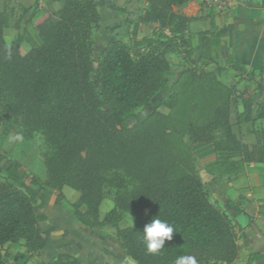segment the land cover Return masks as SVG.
Wrapping results in <instances>:
<instances>
[{
	"label": "trees",
	"instance_id": "16d2710c",
	"mask_svg": "<svg viewBox=\"0 0 264 264\" xmlns=\"http://www.w3.org/2000/svg\"><path fill=\"white\" fill-rule=\"evenodd\" d=\"M106 1L64 0L37 27L39 43L26 53L18 46L21 39L16 47L7 45L9 21L0 13V121L44 137L52 152L44 162L43 183H33L57 192L60 199L64 187L76 192L79 198L71 207L77 220L88 228H116L121 248L135 264H174L181 255L194 257L196 264H233L238 235L209 200L194 168L192 147L212 145L217 160L210 172L218 176L263 164L264 129L252 130L255 145L243 144L231 131L229 110L234 98L243 109L238 123L264 122V105L236 95L235 86L216 82L218 69L214 74L197 69L191 37L185 35L190 19L174 11L188 0H136L146 7L135 20L126 19L128 43H109L94 68L98 8L123 11L115 0ZM139 23L155 27L149 36L136 39ZM163 37L170 40L169 51ZM169 52L188 63L172 85ZM169 91L163 103L169 114L156 111L136 125H124L158 93ZM0 158L9 160L0 170V264H27L46 244L38 227L43 217L18 188L20 162L1 152ZM109 191L113 207L101 216ZM124 214L134 223L120 229ZM152 218L174 227L173 239L158 254L147 252L142 241L143 227ZM20 240L30 256L18 253L10 263L4 247ZM50 264L80 263L61 255Z\"/></svg>",
	"mask_w": 264,
	"mask_h": 264
},
{
	"label": "crops",
	"instance_id": "0c3cea01",
	"mask_svg": "<svg viewBox=\"0 0 264 264\" xmlns=\"http://www.w3.org/2000/svg\"><path fill=\"white\" fill-rule=\"evenodd\" d=\"M63 4L64 0H0V13H5L9 21L4 31L7 45L16 47V40L21 39L19 48L28 52L32 45L39 43L37 27L58 12ZM114 5L128 7L123 0H115ZM174 11L190 19L185 35L191 37L193 60L197 66L213 71L218 69L217 72L223 70L221 73L229 77L223 83L228 88L235 86L236 95L264 105V0H233L230 8L223 12L215 10L208 0H188ZM98 13L100 22L94 33L93 49L96 60L109 43L129 41L128 23L120 12L102 6ZM153 26L139 23L136 39L149 36ZM169 58L167 56L171 66L168 78L172 85L181 72ZM235 69L241 71L238 73ZM168 96V92H160L151 100L157 112L169 113L163 105ZM242 111L241 104L232 98L231 131L243 144L255 145L257 138L252 130H256L254 126L258 121L238 123L237 117ZM192 158L209 200L228 217L238 235L239 254L233 264H264V163L246 164L239 173L218 176L210 172V166L217 160L212 145H194ZM8 165L0 158V170ZM21 169L18 188L30 197L34 212L43 217L38 227L46 236V244L32 256L24 248L23 240L7 244L4 249L10 255V263L20 253L30 256L27 264H50L61 255L76 259L80 264H135L121 248L116 228H88L77 220L71 207L79 198L74 191L64 187L60 199L57 192L33 183L45 179L33 166L28 167L32 174L28 176L33 177L32 180L26 177L28 171L24 167ZM111 208L112 205L105 211L100 208V215ZM133 223L130 216L124 215L118 228L124 229Z\"/></svg>",
	"mask_w": 264,
	"mask_h": 264
},
{
	"label": "rangeland",
	"instance_id": "374dc122",
	"mask_svg": "<svg viewBox=\"0 0 264 264\" xmlns=\"http://www.w3.org/2000/svg\"><path fill=\"white\" fill-rule=\"evenodd\" d=\"M109 1L110 0L106 2H109ZM123 2L128 7H118L120 9H123V11L120 12V14L124 17V19H129L130 21L135 20L138 17V15H140L142 11L144 10V8L146 7L145 3L137 2L136 0H123ZM154 27L155 25L153 26V28ZM153 28L151 29L150 33L152 32ZM129 29L130 30L132 29V25H130ZM158 35L159 34L156 31L155 36L158 37ZM169 42H170L169 39H166L165 37L161 38V43L163 45H166L165 47L166 51H169V49L171 48V45H169ZM168 54H170L168 55V57H170L169 59L171 63L174 64V66H176L175 69H177V71L182 72L185 69H188V63L183 59L181 55L173 54L170 52ZM96 61L97 60L95 59L94 68L96 67ZM184 64H186V66ZM197 69L199 71L203 70V71L213 73V74L215 72L212 70V68L207 69V68L197 66ZM222 71L223 70H220V72L215 73V80L219 84L225 85L223 82L226 81L229 77L225 73L222 74L221 73ZM91 80L93 82L95 80L94 73H92L91 75ZM169 82L171 83L170 79H169ZM95 88L97 90V87ZM171 93L172 92L169 91V96ZM155 112H156V109L152 106V104H150V106L145 109L137 110L134 114V117L126 121L124 125L126 127H131L133 125H136L139 120L145 119L147 116L152 115ZM254 127H255L254 129H256L258 133H260L261 130L264 129V122L259 120L258 123H256V126ZM261 142L262 144L264 143L262 140ZM0 152L3 153L5 156H7V158L11 160L19 161L21 164V167H24L28 171V174L26 175L27 179L32 180L33 177L28 176V175H32L28 167L30 165L33 166V168H35V171L38 172L39 176L41 175L42 178L45 177L46 172H45L44 162H45V159L51 154L52 149L45 142L44 137L40 135L39 133L26 134L25 132L21 131L17 126L12 125L10 122L0 121ZM3 161L7 163L9 160L4 158ZM75 194L77 193L75 192ZM113 194H114L113 191L107 192L106 197L100 207L102 210L105 211L110 205H112L113 207V202H112L113 197H114ZM124 215H128V214H124ZM129 221L130 220H127V222ZM4 251L8 253L6 249H4ZM208 264H213V263L209 262Z\"/></svg>",
	"mask_w": 264,
	"mask_h": 264
},
{
	"label": "clouds",
	"instance_id": "9594fccd",
	"mask_svg": "<svg viewBox=\"0 0 264 264\" xmlns=\"http://www.w3.org/2000/svg\"><path fill=\"white\" fill-rule=\"evenodd\" d=\"M174 227L167 221L159 218H152L144 225L142 230V241L147 252L158 254L164 249L166 241L173 239ZM174 264H196L194 257L189 255L178 256Z\"/></svg>",
	"mask_w": 264,
	"mask_h": 264
},
{
	"label": "built area",
	"instance_id": "2783aa9c",
	"mask_svg": "<svg viewBox=\"0 0 264 264\" xmlns=\"http://www.w3.org/2000/svg\"><path fill=\"white\" fill-rule=\"evenodd\" d=\"M233 0H208V2L214 7L218 12L226 11L230 8Z\"/></svg>",
	"mask_w": 264,
	"mask_h": 264
}]
</instances>
